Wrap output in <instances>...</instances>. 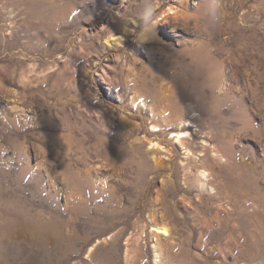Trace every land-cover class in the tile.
Returning <instances> with one entry per match:
<instances>
[{
    "label": "rangeland",
    "instance_id": "374dc122",
    "mask_svg": "<svg viewBox=\"0 0 264 264\" xmlns=\"http://www.w3.org/2000/svg\"><path fill=\"white\" fill-rule=\"evenodd\" d=\"M208 50L226 119L214 122L255 185L223 166L229 195L201 193L199 172L191 184L169 132L184 161L176 188L134 152L154 150L142 80L167 84L176 52ZM115 146L130 159L96 158ZM0 264H264V0H0Z\"/></svg>",
    "mask_w": 264,
    "mask_h": 264
},
{
    "label": "bare ground",
    "instance_id": "6f19581e",
    "mask_svg": "<svg viewBox=\"0 0 264 264\" xmlns=\"http://www.w3.org/2000/svg\"><path fill=\"white\" fill-rule=\"evenodd\" d=\"M214 6L213 5L211 6V4L206 5L203 11L204 14L202 13V17L204 15V17L207 18L210 22H213L215 20L216 7ZM205 11L206 12L208 11V13L205 14ZM169 12H170L169 14L175 13L172 7L169 9ZM245 14L247 13L245 12L244 15ZM222 32L223 30L217 31L218 34H221ZM127 37L128 36L126 34L122 33V38H127ZM145 38H147V35L144 37V39ZM231 50L233 49L231 48ZM210 51L208 50L212 58H201L200 57V60L196 55H193L191 58H187L184 54L176 52V58L171 63L174 68L173 76H172L171 81L167 84L162 83L158 85L157 87H155L152 83V79L149 77L144 78L140 86H139L140 80L136 82L134 87L139 86L138 96L139 98H141L142 108L150 111L153 114L151 115L152 122L151 121L150 122L152 123L154 134H150L148 136L149 138L148 144H150L154 148V150L153 152H149V150H146V151L142 150V146L140 147L137 146L138 148L135 147L136 150L134 152H135V155L139 157V159L148 157V155L152 154V157L155 163H154V167L152 165H150V167L154 168L155 171H159L160 173L161 172L165 173L164 178H166L167 180L165 181L166 182L165 187L167 186V187L176 188L174 185H176L177 183V178H178L177 172H180L181 169L184 168L183 166L184 161H182L179 165V168H177L176 166L178 165V162L176 161V159L178 157V154L175 152L173 148H167L168 146H164V141H165L164 135L165 133L169 132L172 134L173 137L176 138V141L179 147L186 151V154H187L186 164H187V167L190 169L191 178H192L191 184H192V180H194L196 182V185H198L197 180L195 179L194 173L199 172L200 174L199 180H200V185L202 187L201 193L209 190L210 188L212 190H215L217 187H219L224 192V194L229 195L231 193L227 192L226 189L231 187V185L233 184V181L231 179L224 180V179L218 178V176L221 175V170L223 166H234L237 169L239 179L244 183L246 187H250L254 189L255 185L253 181L248 179V176L245 174V172L242 170V168L239 165L240 162H238L234 158L235 156H233L231 151L228 149V139H227V134L225 133L224 128H223L224 125L222 126L221 124L219 125L216 122H214L222 114V108L224 106V103L223 105L220 104L215 96L216 85L218 82L217 80L219 79V77H217L213 72L208 73L209 69L214 64V61H216L214 56L217 55V54L215 55V52H210ZM228 55H230V53H228ZM191 59L192 61H189ZM207 59H210V61H208ZM234 61L236 60L234 59ZM250 62L252 63V61ZM225 68H226V76L229 75L232 77V73L233 71H235V64L226 65ZM250 68H253V67H250ZM108 81L112 88L114 89L118 88L117 86L113 85L114 81L112 78H110ZM226 88H227L226 91H230L232 86L228 85V87ZM222 119L226 120L224 116H222L221 120ZM171 122H174V123H171ZM132 125L134 127V124ZM192 129H195V130L193 131ZM162 149H164L167 155L163 153ZM176 151L179 152L178 150ZM198 151L200 152L199 161L195 158ZM211 152H213L214 154H212ZM95 154H97L96 158L99 157V158H103V160H110L112 162H113V158H116V157L123 158L125 160L126 158L130 159L131 157L130 147H127V146L126 147H122V146L109 147L103 152V155H101V151L100 152L97 151ZM123 159H121V162ZM120 164L121 163H118V165ZM80 165H83L82 167L84 169L87 167L88 171L92 170V168L86 161H84L83 163L80 162ZM101 167L102 168L109 167V163L104 162ZM83 168L80 167L78 171L76 172L74 171V175L73 176L71 175V176L74 179H77L79 177L78 172L83 171L84 170ZM200 200H204L201 194H200ZM34 229L35 231H37L36 226L34 227ZM153 230H157L156 232L162 233L165 236L170 234V232L164 228L153 227ZM144 234L145 233L142 232L140 233L139 236L144 237ZM137 243L139 244V239ZM169 258L176 259L174 257V253L170 254Z\"/></svg>",
    "mask_w": 264,
    "mask_h": 264
}]
</instances>
